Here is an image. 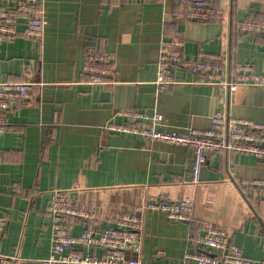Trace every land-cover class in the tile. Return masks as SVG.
Wrapping results in <instances>:
<instances>
[{"label": "crops", "instance_id": "0c3cea01", "mask_svg": "<svg viewBox=\"0 0 264 264\" xmlns=\"http://www.w3.org/2000/svg\"><path fill=\"white\" fill-rule=\"evenodd\" d=\"M181 1L44 0L41 38L25 36L22 19L14 40H0V81L35 82L0 129V217L6 219L0 254L14 256L10 264H45L53 248L48 208L55 188L68 190L95 212L92 219L74 222L76 234L98 232L152 196L193 199L190 222L143 210L142 248L138 256L129 253L131 258L180 264L199 248L194 237L213 224L254 264H264V195L240 185L264 180V159L212 153L194 183L187 146L105 128L127 119L120 113L124 108L140 112V122L162 113L158 126L166 130H206L220 108L264 124V85L240 84L229 92L216 83L194 82L196 74L182 68L170 89L154 84L161 41L176 31L186 41V56L222 53L229 75L236 63L264 73V35L238 26L245 17L264 19V0H222L225 24L180 19ZM90 53L114 56L115 80L86 81L83 67Z\"/></svg>", "mask_w": 264, "mask_h": 264}, {"label": "built area", "instance_id": "2783aa9c", "mask_svg": "<svg viewBox=\"0 0 264 264\" xmlns=\"http://www.w3.org/2000/svg\"><path fill=\"white\" fill-rule=\"evenodd\" d=\"M0 6V40L11 41L19 34L18 25L25 21V36L38 39L43 36L45 26L44 0H2ZM222 0H182L177 17L185 20L219 21L228 23L227 10ZM224 1V0H223ZM238 26L249 33L264 35V19L245 17ZM185 39L180 31L171 38L161 41L157 74L154 84L159 90H168L176 83L175 71L182 68L196 74L194 82L219 84L229 92L240 84L264 85V73L256 72L249 63L233 65V74L227 72L224 54L205 51L186 56ZM114 56L90 53L83 67V77L92 84H104L115 80L118 73L113 65ZM31 73L29 72L28 75ZM35 86L31 80L0 81V129L6 128V115L15 102L30 96ZM120 113L127 117L122 122H107L105 128L120 133L140 134L152 140H161L187 146L193 152L192 181L201 180L203 165L212 153L251 154L264 159V124L251 118L230 114L225 108L218 109L212 116V125L206 130H166L158 125L164 115L156 112L149 122H140V112L124 108ZM253 194L264 195V180L246 179L240 182ZM152 209L167 213L173 220L190 222L193 218L194 201L190 197L172 200L165 197H150L144 204L132 208L113 219L100 231L84 230L79 234L72 231L79 218L92 219V208L80 204L68 190L55 188L48 208L52 218L53 248L44 259L45 264H151L129 253H140L144 236L141 212ZM6 227V219L0 217V234ZM198 249L187 252L180 264H254L242 248L229 242L226 230L213 224L204 227L195 237ZM100 249L97 256L94 251ZM218 249V253L211 250ZM138 256V255H137ZM14 256L0 254V264H10ZM170 264V263H164Z\"/></svg>", "mask_w": 264, "mask_h": 264}]
</instances>
